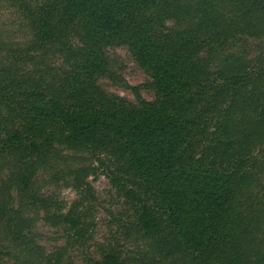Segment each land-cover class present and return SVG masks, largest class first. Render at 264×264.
<instances>
[{"label":"trees","instance_id":"16d2710c","mask_svg":"<svg viewBox=\"0 0 264 264\" xmlns=\"http://www.w3.org/2000/svg\"><path fill=\"white\" fill-rule=\"evenodd\" d=\"M16 2L33 39L0 48V235L21 263H62L36 242L29 209L76 240L86 230L97 169L70 166L55 153L63 145L96 156L132 201L126 231L148 241L143 264H264V54L251 58L244 39L264 35V0ZM115 45L150 83L115 71ZM104 77L136 101L108 92ZM45 171L80 195L66 213L36 186ZM111 246L88 264H130Z\"/></svg>","mask_w":264,"mask_h":264},{"label":"rangeland","instance_id":"374dc122","mask_svg":"<svg viewBox=\"0 0 264 264\" xmlns=\"http://www.w3.org/2000/svg\"><path fill=\"white\" fill-rule=\"evenodd\" d=\"M16 1L0 0V48L2 45L11 43L26 49L33 39L28 19ZM244 39L250 47L248 50L251 58L264 54V35ZM4 52H0V55H4ZM107 54L112 60L115 71H118L129 85L136 86L151 82V76L136 62L127 45L110 47L107 49ZM99 83L108 92L119 94L133 102L136 101L133 92L123 84L115 83L106 77L101 78ZM141 92L147 100L156 99V93L152 89L142 86ZM55 153L59 157L66 156L70 166L95 165L97 174L89 177L95 196L92 201L83 200L82 207L85 209L87 225L80 240L70 236L74 232L67 227H56L50 224L44 217V210L29 209L26 215L33 223L32 233L35 235L36 242L47 254L63 253L61 264H88L100 259L103 250L111 248L113 244H116V249L122 248L124 257L130 264H143L142 261L146 259L141 254L148 249V241L126 231L130 218L135 215L132 201L112 184L102 167H97L100 163L96 156L77 152L63 145H57ZM257 160L259 165L260 161L264 163V149L261 155L257 154ZM51 173V171L42 172L38 176L36 186L41 188L44 196L53 201L51 211L66 213L75 202L80 201V195L63 180H55ZM1 175L3 178L4 175ZM258 176L262 185L259 189L263 194L264 206V167L260 166ZM13 196H17L16 190H13ZM3 239L4 236L1 234L0 264H22L20 259L22 253L13 244Z\"/></svg>","mask_w":264,"mask_h":264}]
</instances>
